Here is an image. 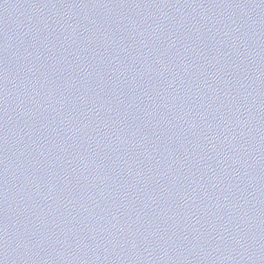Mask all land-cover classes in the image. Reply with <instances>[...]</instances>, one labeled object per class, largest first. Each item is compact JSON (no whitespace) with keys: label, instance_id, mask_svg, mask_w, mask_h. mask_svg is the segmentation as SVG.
<instances>
[{"label":"water","instance_id":"1","mask_svg":"<svg viewBox=\"0 0 264 264\" xmlns=\"http://www.w3.org/2000/svg\"><path fill=\"white\" fill-rule=\"evenodd\" d=\"M0 264H264V0H0Z\"/></svg>","mask_w":264,"mask_h":264}]
</instances>
